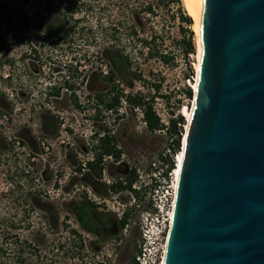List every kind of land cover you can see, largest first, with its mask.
I'll list each match as a JSON object with an SVG mask.
<instances>
[{
    "label": "rangeland",
    "instance_id": "1",
    "mask_svg": "<svg viewBox=\"0 0 264 264\" xmlns=\"http://www.w3.org/2000/svg\"><path fill=\"white\" fill-rule=\"evenodd\" d=\"M166 1L0 0V11L2 8L7 10L14 26L17 23L23 26L24 19L32 24L31 28L24 31L31 38L30 41L19 47H12V52L17 51L15 55L20 56L25 50L29 52L32 45L41 51L42 56L53 53L55 48L49 41L52 34L47 29L51 27L55 32L59 27L57 21L69 19V30L74 37L73 50L70 51L71 46L66 43L62 44L63 49L68 48L69 52L63 59L68 63L72 55H82L80 59L84 63L80 65L88 75L91 73L90 78L84 79L81 92H78V102L77 99L73 101V97L70 102V94L64 92L68 99L60 105L46 100L44 89L49 81L44 76L38 77L40 81H36L37 86L33 90L29 74L31 66L27 62L11 73L16 87L15 90L6 89L10 102L8 110L2 112L0 109V264H134L132 257L137 254L140 239L138 222L141 215L149 210L145 198L149 186L164 183L170 160H175L179 154L173 152V121L178 115L193 108L195 96L189 100L186 89L195 84L193 79H197L200 66L198 36L184 0H181L182 8L191 20L190 24L182 23L178 7L167 6ZM149 6L153 7L155 14L146 11ZM72 7L78 9V12L73 11V16L67 10ZM49 9L54 11L53 14ZM134 26L138 31V38L131 36ZM154 32L158 35L154 46L169 59L168 63L152 58L144 48L142 41L149 40ZM190 41L196 50L187 55V44ZM117 51L129 61L130 81L124 88L121 86L123 82H119L115 75L117 70L114 72L108 59ZM66 56L68 59H65ZM101 69L107 71L108 75L104 76ZM44 70L50 73L49 67L44 66ZM9 73L10 69L6 66L2 75L7 76ZM1 76L0 90L4 88V77ZM90 81L93 88L100 91L109 89L100 106L91 105L96 91H88L86 85ZM156 85L160 86L159 93L156 92ZM116 88L126 91L131 102L117 107L113 102ZM32 94L35 97H31ZM87 95L91 97L90 103L84 99ZM152 96H155L153 109L164 128L144 132L143 110L133 109L132 101L135 98L144 101V97ZM107 105H113L114 108L107 109ZM3 115L10 119L9 123L3 122ZM57 115L68 120L67 130L59 126L54 118ZM61 129L62 138L58 140ZM95 131L101 134L109 132L119 141L122 138L130 152L128 166L138 176L134 185H143L139 191L140 197L135 196L134 201L129 196V191L125 193L116 190L112 195L115 199L107 197L106 200L92 195L93 206L113 215L116 220L123 218L121 215L124 211V216L128 215V231L125 233L122 230L115 238L101 239V242L83 231L73 215L66 217L67 207L71 208V203L64 202L63 197H59L62 195L61 187L52 189L41 178L49 169L47 163H31L33 153L48 160L50 153L56 151L61 154L65 151L62 141L73 142L82 132L90 136ZM185 133L184 126L182 138ZM18 142L21 144L18 145ZM41 142L46 143L45 148H50L49 154L40 146ZM120 160L115 162V167L119 166ZM152 163H156V168H153ZM115 179L125 181L120 174ZM144 181L149 185L145 189ZM112 183L114 178L107 175L103 184L110 187ZM46 187L52 200H46L45 204L36 202L35 195L43 194ZM47 198L50 199L48 196ZM51 209L53 211L49 212ZM96 247H100V250H96Z\"/></svg>",
    "mask_w": 264,
    "mask_h": 264
},
{
    "label": "water",
    "instance_id": "2",
    "mask_svg": "<svg viewBox=\"0 0 264 264\" xmlns=\"http://www.w3.org/2000/svg\"><path fill=\"white\" fill-rule=\"evenodd\" d=\"M165 264H264V0H205Z\"/></svg>",
    "mask_w": 264,
    "mask_h": 264
},
{
    "label": "flooded vegetation",
    "instance_id": "3",
    "mask_svg": "<svg viewBox=\"0 0 264 264\" xmlns=\"http://www.w3.org/2000/svg\"><path fill=\"white\" fill-rule=\"evenodd\" d=\"M21 8L22 7H20V9ZM67 10L70 11L71 16H73V11L78 12V9H75L74 7L71 9L68 8ZM49 12L53 14L54 11L49 9ZM9 16L10 15L7 13V10L2 8L0 11V49L2 53V60H0V76L2 75V71L6 66H8L10 69V73L6 77L4 75L1 76L4 77L2 80L4 88L0 90V109L2 112L7 111L8 105L10 104L9 100L7 99L6 89L8 88L9 90H15L16 87V84H14L15 80L11 78V73H14L21 64H25L28 60L26 54L28 53V50H25L24 53H21V55L18 56L15 55V52L17 51L13 50L12 52L11 49L12 47L22 46L26 42L30 41L31 38L27 37V34H25L24 31H26L27 28L32 27V24L27 22L25 19L23 21V26H20L18 23L16 26H14ZM57 22H59V27H57L55 32L51 27H48L47 29V32L52 34L49 39L51 46L55 48L53 53L48 54L49 61H47V63L50 65L49 71L52 72L53 70L56 72L62 71V68L58 67L61 61L65 63V65L67 64L63 57H65L66 54H69V52L67 51L68 48L63 49L62 44L66 43L67 45L71 46L69 47V50L72 51L74 40V37L71 35V31L69 30L71 26L70 20L62 19L61 21ZM39 39L42 40L43 38ZM78 40H80L79 37ZM32 46L33 47L31 50L36 47L35 45ZM80 57H82V55H80ZM80 57L78 54L77 57H73L72 55L68 64L73 62V59L77 58L75 59L76 65L81 67L80 64H83L84 62L80 59ZM65 59H68V57L66 56ZM108 59L114 72L117 70L115 75L119 78V82H123L121 86L123 88L127 87L130 81V79H128L130 74L129 61L126 60L119 51L113 53ZM52 61L56 63L57 67L55 66V69L53 67L54 64ZM30 66L31 71L38 72L39 69H37L33 61H31ZM47 66L48 65L46 64V67ZM92 85L93 84L91 81L90 83H87L88 91H96L94 97L92 98L93 102L91 105L100 106L101 103L104 102V94L108 93L109 89L106 88L100 91V89L93 88ZM36 86V82L33 81L34 91ZM65 87L66 89L71 87L72 90H79L78 88H80L79 85L73 87V85H70L69 82L64 84V88ZM115 90H117V92H115ZM115 90L113 92V95H115V101L113 100V102L117 104V107L124 103L127 104V102H131V98L126 96V91L120 90L119 88H116ZM67 94L64 93L63 87H54L53 92L49 96V100L56 105H60L64 100L68 99ZM31 96L35 97V94H32ZM70 98L72 97H69L71 102ZM78 98L79 97H77V102ZM90 98V95L84 97V99H87V102L89 103L91 100ZM75 100L76 99L73 101ZM94 102H96L98 105H96ZM81 105L82 103H80V106ZM87 121L88 120H86V122ZM83 124L85 123L83 122ZM125 141H127V139ZM62 145L65 149L64 152L59 154L54 151L50 154L48 160H46L47 167L49 169H47L45 173L41 175L43 182L48 187H52V189H59V187H61L62 195L59 197H63L64 202L71 203V208L67 207L66 217H68L70 214L73 215L77 219L78 224L83 231L95 236L99 242L102 240L115 238L121 232L119 222L113 215L106 213V211H101L102 209L95 208L93 206L94 199L92 198V195L94 194V197L95 195L104 197L105 200L107 197L109 199H115L112 197L113 193L116 191L115 187L118 184H123L125 187L129 185L128 179L132 175L131 169L128 166L129 163L127 161V158H130L129 148L123 144L122 138H120L119 141L116 139V136H112L109 132H104L101 134L98 131L91 133L90 136H86L82 132L81 135H78L75 139H73V142L70 140L67 142L62 141ZM108 151H110V153H107ZM116 153L120 154L119 158L116 157ZM119 159L122 161L120 160L118 164L119 166L115 167V162ZM71 168H73L74 171ZM71 172L73 174H71ZM119 174L124 176V182H119L115 179ZM107 175L114 178V183H112L110 187L103 184V181L106 180ZM128 191L130 190L126 188L121 192L127 193ZM42 193L43 194L35 195L36 202L45 204L46 200H52L50 191H47V187L45 191H42ZM47 196L50 199H48ZM80 207L87 208L88 215L85 216L86 218L91 216L95 219H98L99 217L98 221L93 222L89 228H82L79 223L81 218V211L79 209ZM52 211L53 210L51 209L49 212ZM96 250H100V247H96Z\"/></svg>",
    "mask_w": 264,
    "mask_h": 264
},
{
    "label": "built area",
    "instance_id": "4",
    "mask_svg": "<svg viewBox=\"0 0 264 264\" xmlns=\"http://www.w3.org/2000/svg\"><path fill=\"white\" fill-rule=\"evenodd\" d=\"M26 54L28 57L27 63L29 67L31 61H33V63L39 69L38 74L35 71H31V70L29 71L32 83L33 81L35 82L37 80L40 81V78L38 77H41V75L44 76V79H47L49 81L48 85H46L45 87L46 89H44L45 98L47 101H50L49 96L53 92L54 87H58V86L63 87L64 92L69 93L70 97H74V99H77V97H79L78 92H81V89H83L82 86L84 83V79L86 77L88 78L91 77V73L90 75H88V72H84L83 66L81 65V67H78L76 65V61L70 64L67 63L66 65L61 61L58 67H61L62 71L56 72L55 70H53V72L50 71V73H46L44 70V66L46 67V64L48 65L47 67L50 66L47 63V61H49L48 54L42 56L41 51H39V49H37L36 47H34L33 50H30ZM1 55L2 53H0V60H2ZM52 63L54 64L53 67L55 69L57 67L56 63L54 61H52ZM100 66L102 67L103 65ZM106 68L107 67H105V69ZM95 71H97V69ZM100 72L104 74V76L108 75V72L105 71L104 69H101ZM11 78L14 79L13 75H11ZM193 80L195 81V79ZM66 82H69V84L73 85V87L79 85L80 86V88H78L79 90L76 89L72 90L71 87L68 89H66V87L64 88V84ZM190 87L192 88V86ZM7 92L8 90H6V94ZM2 118H3V122L5 121L6 123H9L10 119L7 116L3 115ZM54 118L57 119L59 126L61 125V127L64 130H67L66 122L68 123V120H66L64 117L59 115L54 116ZM143 120H144L143 122L144 132H147L149 129L145 121L144 114L142 117V121ZM62 122L64 123L62 124ZM59 135L60 137L59 136L57 137L58 140L62 138L61 137L62 129L59 131ZM20 144L21 143L18 142V145ZM45 144L46 143L41 142L40 146L46 151V154H49L50 148L48 147L45 148L44 147ZM177 158H178V154L176 155L175 158V167H177L178 165ZM46 160L47 159H45V157L36 153H33V157H31V161H32L31 163H35V162L39 163L41 161L46 163ZM151 165L153 166V168H156V163H152ZM163 182H164L163 184L161 183V185L158 186H154V185L149 186L146 185L144 181V189L146 188V186H149V192L147 193V197L145 198L147 200V205L149 207V210L141 215L138 222L140 239L137 245L135 264H164V260L166 258L167 248H168L167 240L172 226V214L174 213V205L176 199L177 179L175 175V170H172L168 174V176H165ZM142 187L143 185L140 186L134 185L133 189L140 191ZM128 194L134 201L135 200L134 193L132 191H129ZM124 215H125V211L122 213L121 218L124 217ZM128 228L129 225H127L126 228L124 229L125 233L128 231Z\"/></svg>",
    "mask_w": 264,
    "mask_h": 264
},
{
    "label": "trees",
    "instance_id": "5",
    "mask_svg": "<svg viewBox=\"0 0 264 264\" xmlns=\"http://www.w3.org/2000/svg\"><path fill=\"white\" fill-rule=\"evenodd\" d=\"M164 2V0H158V2ZM183 1V0H182ZM182 1L181 0H167V6H171V5H176L178 7V13L180 14V20L182 21V23H186V24H190L191 20L185 15V12L183 11L182 8ZM146 11L149 14H155L154 9L152 6H149L148 8H146ZM42 20V19H41ZM131 36L132 38H138V31L136 30V27L134 26L133 29L131 30ZM192 35V33H191ZM158 35L156 32H154V35L151 36V38L148 39H144V41H142L144 48H146L149 52V55L152 58H157L159 60H161L164 63H168L169 59H167V57L165 55H163V53L161 51H158L157 48L154 46L156 41H157ZM188 49H187V55L188 54H192L195 52V47L192 44V42L190 41V43L187 44ZM189 80H191L189 78ZM156 92L159 93L160 90V86L156 85ZM186 97L190 100L194 97V92L193 90L189 87L186 89ZM155 96L152 97H144V101L142 99L139 98H135L132 101V108H141L143 110V114L145 116V121L148 125V129L151 132H155L158 130H161L164 128V125L161 123L160 118L156 115L154 109H153V102H154ZM107 109H112L114 108L113 105H107L106 106ZM187 125V121L185 120V117H183L182 115H178V118L176 120L173 121V131L175 134V141H174V154L176 153H182V149H183V141H184V136L182 138V132H183V128L184 126L186 127ZM179 126V127H178ZM185 135V134H184ZM182 147V149H181ZM181 149V150H180ZM107 153H110V151H108ZM117 158L120 157L119 153L115 154ZM175 167V160L172 158L170 160V165H169V169L167 172V175L174 170ZM137 174L136 171L132 172V175L130 176V178L128 179V186L125 187L123 186V184H118L115 189L116 190H125L126 188L129 189L130 191H132L134 193L135 196H137V198L140 197V192L133 189V186L135 184V182H137ZM81 211V218L79 220L80 225L82 226V228H89L93 222H97L98 219H95L94 217H85L86 215H88V210L86 207H80L79 208ZM118 220V219H117ZM119 222V226L121 231L124 230L126 228V226L128 225V215L124 216L121 220H118ZM88 230V229H87ZM132 262L135 264V256L132 257ZM95 264H99V263H95Z\"/></svg>",
    "mask_w": 264,
    "mask_h": 264
},
{
    "label": "bare ground",
    "instance_id": "6",
    "mask_svg": "<svg viewBox=\"0 0 264 264\" xmlns=\"http://www.w3.org/2000/svg\"><path fill=\"white\" fill-rule=\"evenodd\" d=\"M204 3L205 0H184V4L187 7L188 15L191 17L194 21V31L198 36V43H199V49H200V54H199V59H200V66L198 68V77L195 79V84L192 86V90L194 91V103H193V108L192 110H188L184 113V117L187 119V125L185 127L186 133L184 135V141H183V149L182 153L180 152L178 154V165L174 169L175 170V175L177 179V184H176V199H175V205H174V213L172 214V226H173V220H174V215H175V207H176V202H177V194L179 190V183L181 179V174H182V169H183V164H184V159H185V153H186V146H187V139H188V133H189V125L192 121L196 103H197V97H198V89H199V81H200V73H201V67H202V60H203V45H202V24H203V17H204ZM172 226L168 235V240H167V247H168V242L170 239V234L172 231ZM166 258L164 260L165 264Z\"/></svg>",
    "mask_w": 264,
    "mask_h": 264
},
{
    "label": "clouds",
    "instance_id": "7",
    "mask_svg": "<svg viewBox=\"0 0 264 264\" xmlns=\"http://www.w3.org/2000/svg\"><path fill=\"white\" fill-rule=\"evenodd\" d=\"M194 92V91H193ZM182 115H184V114H182ZM184 117V116H183ZM185 120H187L186 118H185Z\"/></svg>",
    "mask_w": 264,
    "mask_h": 264
}]
</instances>
